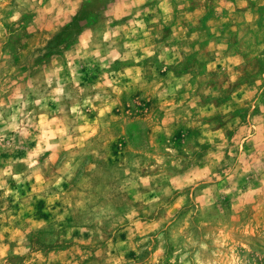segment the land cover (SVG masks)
Here are the masks:
<instances>
[{
	"label": "rangeland",
	"instance_id": "rangeland-1",
	"mask_svg": "<svg viewBox=\"0 0 264 264\" xmlns=\"http://www.w3.org/2000/svg\"><path fill=\"white\" fill-rule=\"evenodd\" d=\"M0 264H264V0H0Z\"/></svg>",
	"mask_w": 264,
	"mask_h": 264
}]
</instances>
